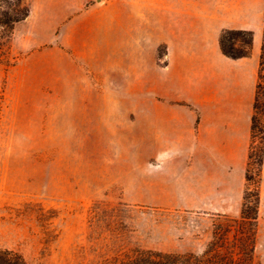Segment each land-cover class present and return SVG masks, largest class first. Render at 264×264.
<instances>
[{
	"label": "rangeland",
	"instance_id": "rangeland-1",
	"mask_svg": "<svg viewBox=\"0 0 264 264\" xmlns=\"http://www.w3.org/2000/svg\"><path fill=\"white\" fill-rule=\"evenodd\" d=\"M263 46L264 0H0V249L193 264L256 224L264 264Z\"/></svg>",
	"mask_w": 264,
	"mask_h": 264
},
{
	"label": "trees",
	"instance_id": "trees-1",
	"mask_svg": "<svg viewBox=\"0 0 264 264\" xmlns=\"http://www.w3.org/2000/svg\"><path fill=\"white\" fill-rule=\"evenodd\" d=\"M220 48L223 53L232 55L221 41ZM264 49V46H263ZM245 52L239 54L244 55ZM260 69L256 83V91L253 102L254 114L251 117V132L264 135V51L260 56ZM249 157H252L249 156ZM254 162V161H253ZM249 173V169H247ZM250 177V176H249ZM248 179V178H247ZM251 195V192H249ZM249 204V206H248ZM253 200H247L245 211L255 207ZM237 228L233 238L228 240L226 233L223 237L209 242L207 249L193 264H252L255 243L256 224H235ZM228 232V230H225ZM217 233H215V236ZM219 240V242H218ZM231 244V245H230ZM231 249V251H230ZM223 250V252H221ZM236 250V253H234ZM238 254L241 258H238ZM0 264H27L21 256L10 250L0 249ZM145 264H169L150 258Z\"/></svg>",
	"mask_w": 264,
	"mask_h": 264
}]
</instances>
